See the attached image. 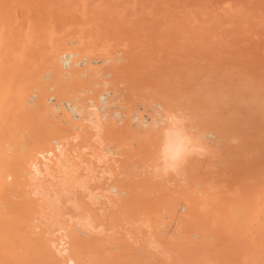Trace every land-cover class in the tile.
Here are the masks:
<instances>
[{"label": "bare ground", "instance_id": "bare-ground-1", "mask_svg": "<svg viewBox=\"0 0 264 264\" xmlns=\"http://www.w3.org/2000/svg\"><path fill=\"white\" fill-rule=\"evenodd\" d=\"M0 264H264V0H0Z\"/></svg>", "mask_w": 264, "mask_h": 264}, {"label": "rangeland", "instance_id": "rangeland-1", "mask_svg": "<svg viewBox=\"0 0 264 264\" xmlns=\"http://www.w3.org/2000/svg\"><path fill=\"white\" fill-rule=\"evenodd\" d=\"M202 56H204V55H202ZM226 56H227V53H224V54H223V57H221L222 59L219 58V59H221V61H223V63L218 59V55H217V57H216L217 60L214 59L215 57L213 58V59H214V62H215V61H217V62L220 61V62H221V63H219V64H221V66H223V67L221 68L222 70H225V69H224V64H226L227 62L230 63L229 60H230V61L235 60V59H233V58H235V57H233L232 59H231V58L229 59L230 56H229V55H228L229 57H228V56L226 57ZM235 56H237V55L235 54ZM208 57H209V56H208ZM212 57H213V56H212ZM212 57L210 56L209 59L206 57V58H207L206 60L209 61V65H210V61L212 62L211 64L214 65V63H213V61H212V60H213ZM231 57H232V56H231ZM198 58H199V55L197 54V58H196V56H195V57H193L192 60H193V61L196 60L197 63H199V61L197 60ZM199 59H200V61H202L201 59H203V57H202V58H199ZM211 59H212V60H211ZM224 59H227V60L224 61ZM204 60H205V56H204L203 61H204ZM208 61H207V62H208ZM205 62H206V61H204V63H203L204 65L207 63V62H206V63H205ZM217 62H216V63H217ZM200 64H202V63L200 62ZM219 64L217 63V66H218ZM222 64H223V65H222ZM204 65H203V69H204ZM209 65L206 64V65H205V69H206V67L209 66ZM226 65H228V64H226ZM217 66L215 65V69H214V70H216V71H217V70H218V71H221V70H219L220 67L218 66V67H219V68H218ZM229 66H230V65H228L227 68H226V66H225V68H226L227 70L231 69L232 67L230 66V68H229ZM200 67H201V66H200ZM200 67H199V68H200ZM210 67H211V66H210ZM216 67H217V68H216ZM228 68H229V69H228ZM197 69H198V67H197ZM208 69H210V68L208 67ZM211 69H212V68H211ZM198 71H199V70H198ZM200 71L202 72V68L200 69ZM204 71H205V70H204ZM225 71H226V70H225ZM232 149H233V148H232ZM232 149H231V150H232ZM223 151H224V150H223ZM224 152H225L226 154L228 153V155H229V152H231V151H229V152H228V151H224ZM221 154H222V156H224L223 152H221ZM226 154H225V155H226ZM218 156H220V154L217 155L216 158H218ZM222 156H221L220 158H223ZM229 157H231V156H229ZM220 158H219V161H220V160H221V161H224V160H226V159H224V158H227V157L224 156V158H223L224 160H223V159H220ZM214 159H215V158H214ZM215 160H217V159H215ZM235 161H236V160H235ZM224 162H226V161H224ZM228 162H229V161H228ZM233 163H234L233 166L235 167V168H234L235 171H234V170H230V168H228V167H227L228 169H225V170H226L225 172H227V174H229L228 172L231 171L230 174H231L232 176L229 174V175H230L229 177H232V180L234 179L233 177H237V178H239L238 173L241 172V170H239V168L241 169V167H243V166H238L236 162H233ZM222 166H223V165H222ZM230 166H232V165L230 164ZM225 168H226V167H225ZM239 171H240V172H239ZM236 173H237V174H236ZM227 174H226V173L223 174L222 171H221V175H223V176L220 175V176H221V177H219L220 182L222 183L223 188L226 186V187H225L226 189H224V190L234 191L235 188L237 187V186H236V183L238 184V181H237V182H234V180H233V183L235 184V185H233V184L231 183V181H232L231 178H230V179H229L228 177L226 178ZM234 174H235V175H234ZM240 174H241V173H240ZM240 174H239V175H240ZM240 177H241V175H240ZM237 178L235 179V181L237 180ZM223 179H224V180H223ZM222 180H223V181H222ZM227 180H229V181L231 180V181L228 183ZM230 183H231L233 186H232V185H230V186H227V185H226V184H230ZM230 187L233 188V189H231ZM234 187H235V188H234ZM195 195L197 196V194H195Z\"/></svg>", "mask_w": 264, "mask_h": 264}]
</instances>
